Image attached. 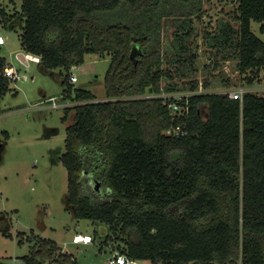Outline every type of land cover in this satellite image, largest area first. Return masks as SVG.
Returning a JSON list of instances; mask_svg holds the SVG:
<instances>
[{
  "label": "trees",
  "instance_id": "16d2710c",
  "mask_svg": "<svg viewBox=\"0 0 264 264\" xmlns=\"http://www.w3.org/2000/svg\"><path fill=\"white\" fill-rule=\"evenodd\" d=\"M15 1H21L23 48L41 58L44 72L63 69L64 98L78 103L63 118L75 111L61 158L77 218L105 225V244L139 262L264 264V96L196 94L177 102L188 101L181 116L171 108L174 98H144L150 90L176 92L177 74L163 68L165 60L195 62L187 43L204 0ZM237 3L219 40L238 52L242 74L259 73L264 42L251 23L264 34V0ZM166 18L176 31L165 54ZM0 19L12 20L5 11ZM87 55L111 57L106 101L70 83L72 68ZM4 72L0 99L11 80ZM170 129L184 134L169 136ZM28 242L25 264H78L53 240Z\"/></svg>",
  "mask_w": 264,
  "mask_h": 264
},
{
  "label": "rangeland",
  "instance_id": "374dc122",
  "mask_svg": "<svg viewBox=\"0 0 264 264\" xmlns=\"http://www.w3.org/2000/svg\"><path fill=\"white\" fill-rule=\"evenodd\" d=\"M20 7L21 1L0 0V12L5 11L12 19L9 24L0 19V31L6 38L0 51V72L12 69L17 75L0 99V264H25L23 257L31 251L28 237L32 236L57 242L78 264H109L117 246L111 241L105 244L109 229L77 218L67 203L68 173L61 158L67 151V128L75 121V111L71 110L67 121L63 118L66 109L78 103L64 98L66 72L60 68L44 72L41 58L23 48ZM237 7V0H204L203 12L191 20L193 33L187 43L195 62L165 60L163 68L177 74L173 82L176 92H148L144 98L230 94L238 89L264 96V69L242 74L238 52L219 40L221 24L233 20ZM12 22L16 27H10ZM260 26L252 22L251 30L264 42ZM175 31L173 20L166 18L165 54L171 53ZM110 63V56L87 55L84 65L74 70L79 79L74 87L91 91L98 102L106 101L105 76ZM191 65L196 69L193 72ZM248 77L253 83H248ZM192 86L195 91H191ZM55 97L66 106L53 109L51 98ZM47 129L55 130L49 138L45 137ZM19 235H23V244ZM75 236H89L91 243L76 244Z\"/></svg>",
  "mask_w": 264,
  "mask_h": 264
},
{
  "label": "built area",
  "instance_id": "2783aa9c",
  "mask_svg": "<svg viewBox=\"0 0 264 264\" xmlns=\"http://www.w3.org/2000/svg\"><path fill=\"white\" fill-rule=\"evenodd\" d=\"M6 44V38L2 35V32L0 31V46H4ZM76 67L72 68V73L70 76V83L71 84H76L79 82L78 76L74 73ZM5 76L8 79L11 80H16V73L14 70L12 69H7L4 72ZM231 96L236 99V100H243L244 94H245V90L244 89H238L236 91H233L230 93ZM192 96V95H191ZM190 96H182L179 98H175V102L171 105V108L173 110V112L179 116L181 115H185L188 113V101L186 103V106H180L177 102L178 101H182L183 99H187ZM51 102H53L52 108L53 109H57L60 107H65L66 104H63L60 102V99L58 98H51ZM0 115H1V110H0ZM166 134L169 136L175 135V136H179V135H183V132H180L179 129H170L168 131H166ZM74 243L76 244H90L91 243V238L88 237H83V236H75L74 238ZM139 261L136 260H132L130 258H128L126 255L121 254L119 251H113L112 254V258L109 260V264H138Z\"/></svg>",
  "mask_w": 264,
  "mask_h": 264
},
{
  "label": "crops",
  "instance_id": "0c3cea01",
  "mask_svg": "<svg viewBox=\"0 0 264 264\" xmlns=\"http://www.w3.org/2000/svg\"><path fill=\"white\" fill-rule=\"evenodd\" d=\"M61 102V101H60ZM62 103V102H61ZM63 104H66V103H63ZM1 117V115H0ZM55 133V130H52V129H47L46 130V133H45V137L46 138H49L51 135H53ZM1 148H2V145H0V151H1Z\"/></svg>",
  "mask_w": 264,
  "mask_h": 264
},
{
  "label": "water",
  "instance_id": "95a60500",
  "mask_svg": "<svg viewBox=\"0 0 264 264\" xmlns=\"http://www.w3.org/2000/svg\"><path fill=\"white\" fill-rule=\"evenodd\" d=\"M150 92H151V90H150ZM98 187H99V185H97V189H98Z\"/></svg>",
  "mask_w": 264,
  "mask_h": 264
},
{
  "label": "bare ground",
  "instance_id": "6f19581e",
  "mask_svg": "<svg viewBox=\"0 0 264 264\" xmlns=\"http://www.w3.org/2000/svg\"><path fill=\"white\" fill-rule=\"evenodd\" d=\"M83 237H88V236H83Z\"/></svg>",
  "mask_w": 264,
  "mask_h": 264
}]
</instances>
